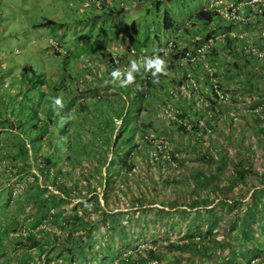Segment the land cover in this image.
Returning <instances> with one entry per match:
<instances>
[{
    "label": "rangeland",
    "instance_id": "obj_1",
    "mask_svg": "<svg viewBox=\"0 0 264 264\" xmlns=\"http://www.w3.org/2000/svg\"><path fill=\"white\" fill-rule=\"evenodd\" d=\"M83 1L59 0L56 3L55 0H0V57L3 58L4 56V60H0L4 65V67L0 68V74H3L2 82H4L6 87L10 85V78L16 77L15 67L10 64L11 61L16 62L17 58L21 60L22 57L30 56L33 60V69L35 70V72H31L29 75L31 84H39L38 80L41 79V74L38 67L42 66L54 70L53 66L55 64L58 67V75L52 76L51 73H47L45 74L47 78L58 81L59 77L67 78V73H71L73 80L68 90H72L73 94L78 95L79 92L76 93L77 85L81 90L85 91L86 99L91 100V97L101 92L93 90L86 83L82 84L80 77L85 81L86 77L90 78L93 75L94 69L90 68V63H93L95 68H103L100 64L101 62L99 60L96 61V57L99 56L98 43L101 45L109 43L117 35L116 30L118 28L122 30L135 28L139 31V35L132 43L135 47H138L139 41L142 42L143 39H146L144 43L146 44L147 52L140 55L144 57L150 54L149 51H156L159 45L166 43V39L175 33V29L182 22L183 18L187 17L190 12H194L199 7L205 5L208 0H176L174 4L171 2V4H168L166 0H141L139 3H135V8L137 9L145 1V7L149 9L148 13L146 10L143 11V14L138 9H135V12L134 10H128L116 18H111L110 15L98 12L93 7L84 8ZM158 1L160 2L159 6H157ZM129 3H131L130 0ZM164 11H167L171 15L170 21H172V25L169 29L165 28ZM95 15L99 17L93 19ZM48 18L53 19L59 24H52L47 27L35 26V24L44 22ZM246 32L251 35L249 40H257V37H259V35L256 37V35L252 34L249 28L246 29ZM144 34L145 37L143 38ZM50 39L64 47V52L59 56H53L44 50L50 47ZM37 44L38 48H36ZM257 48L264 52V47L257 46ZM236 58L239 59L237 56ZM133 59L140 61L143 58L135 56ZM78 60L81 61L80 68ZM262 60L263 62H260L258 65L260 68L255 73L258 71L264 72V59ZM239 62L243 66L241 69L235 71L230 76L231 78H227L226 74H222V78H217L218 84L225 91L223 99L229 104L224 105L225 114L209 117V113L207 112V119H209L207 122L211 121V125H216L217 127L215 129L209 127V130L213 132L212 138H206L204 142L194 141L197 146L195 152L183 147L185 143L189 142H185L179 146L178 139L180 138H170L168 135L165 138L162 137L161 122L158 121V119L160 121L161 119L156 116L157 113L151 110H143L140 113L142 120L146 123L148 131L153 133L155 137L152 135L154 138H149L150 143L144 148L140 146L141 134L135 136V141H128L122 144L120 149H117L116 146L113 148V145L110 143L109 153L114 152L118 155L114 159L117 172L113 173L109 187L107 186L108 184L106 185V190H99L96 184L97 181L92 177V173L96 170L101 172V177H104L109 158L104 165H102L101 158L98 160L100 162L97 166L95 163L88 162L85 157L80 162L74 159L73 166L76 173L64 172L63 176H60L59 181H65L67 186H71L72 182L76 180L77 186L79 184L80 188L84 185V191H87L85 181H89L87 185L89 188H92V191L82 192L85 193L86 197H92L94 191H99V206L104 210V212L99 210L93 217L97 220H105L104 226L107 228L109 226L108 219L111 216H115V218L120 220L119 222H113L120 223L121 226L126 228L123 235L118 229H108L98 233L95 232L96 227H94L91 231L93 236L92 244L94 243L92 246L94 247L87 257H93L95 261L91 262L88 259V263L84 261L83 264H133L131 263L133 259H131L129 254L135 259L138 257L142 258L143 263H145V261L151 259V257L145 258L146 256H152L158 252L162 253L161 264H225L227 261L226 250L228 249L227 246L222 245L225 241L231 242L233 238L234 241L240 240L243 242L242 245L238 244L239 250H242L239 251L242 261L250 260L251 257L255 256L253 250L264 246V146L261 144L264 143V74L261 73L262 76L254 78L249 74L252 71L253 73L251 74H254V69H252L249 59L243 60L242 58ZM83 63L85 64L84 66H82ZM22 66L23 64L21 63L17 65L18 68ZM81 67L86 72L85 77ZM65 69L67 73L63 76L62 73H65ZM225 69L228 68L223 66L224 71ZM140 70H144V68ZM220 70H222V67H220ZM76 76L79 77L77 81H75ZM233 77L234 79L239 78L241 80H234L232 79ZM105 82L106 79H103V84ZM13 86L14 89L20 88L19 82H14ZM199 88H201V93L194 96L196 103L201 102V97L202 100L207 97L204 95L206 90L203 89L201 84H199ZM104 89L105 87L102 91ZM42 90L46 95L47 90H50V88L47 89L44 86ZM38 92L32 85L26 88L27 108L40 99L38 98ZM6 93L10 95L8 89ZM66 94L71 95L69 91L67 93L63 90L60 91L62 97H65ZM13 99H15L14 95H10V97L5 96V100H8V102L0 106V112L7 120H11L10 110L12 109L11 101ZM155 100L158 99L155 98ZM255 100H259L260 102L254 103ZM43 103L39 106L43 105ZM220 103H224V100L219 102L215 100V103L212 104L213 107H209L210 110H213V115ZM89 110L91 114H88L86 117H83L81 113H73V116L70 118L71 121L67 117L62 118L64 123H68L67 137H63L64 141H67L68 138H74V146L81 143L76 138L77 135L79 136L82 124H85L82 117L90 121L92 128L98 126L101 118L107 119V117L95 112L94 109ZM7 123L9 122H5V124ZM155 128H157L159 133H155ZM220 128H224L225 130L220 133ZM1 130L4 131V128L2 127ZM98 131L101 130L99 129ZM33 136L34 133H32L31 129L27 128L25 138L29 140L30 145L26 146V148L29 150L32 147L33 152L31 153L34 155L33 160L36 163L37 158H41L42 161H45L47 168L54 167L51 170V177H53L56 172L55 165L58 168L63 163L61 158H56L55 156H64V154H54V156L49 151L50 147L47 139L43 141ZM95 136L96 133L92 135L91 140L97 139L94 138ZM48 137L45 136V138ZM91 140H87L85 145L88 149H91L90 154L98 155L96 147H93V143L90 142ZM209 140L213 141V149L215 147L218 152L216 150L210 152V155H213L214 161L208 164L206 162L207 159H202L200 156L205 155V153L203 154V149L208 148ZM134 143L137 145L130 148ZM158 144H160V148L157 149L159 152L158 156H156L157 159L153 156L152 150ZM177 146L179 147L177 148ZM129 148L130 151H128ZM103 153L108 154L107 151L103 152L102 149V157ZM32 154L29 151L26 153L29 163L32 162ZM168 155L171 158L168 159ZM72 156L76 157L75 154ZM220 156H222L223 160L219 159ZM167 160H170L171 163ZM240 161L242 163L238 167L250 169L251 172H249L250 170L247 171L242 181L232 183L228 179L230 171L234 167L232 164ZM126 162L134 164V167L130 171H127V165L123 166V163ZM163 162H166L167 165H162ZM23 165H26V163L19 164L18 166ZM202 166L206 167L201 168ZM199 172H201L200 176H207L211 173L218 175L219 183L226 189V192L224 190L226 194L224 198L228 197L232 201H228L229 204L224 210V216L220 217L221 220L226 218L223 223L217 222L214 225H209L207 220L209 218L208 212L214 211L216 202L223 198L217 194L218 190L216 192L211 189V186L207 185L205 186L208 187L207 189L205 187V189L199 188L197 192H192L193 195L191 194L188 197V186L191 187V183L187 178H191L194 176L192 175L193 173ZM182 177L186 178L185 182L177 188L174 182ZM194 177L206 183L204 177H198L197 175ZM56 179H58V176ZM47 181H50V179ZM41 183L45 186L44 181H41ZM208 184H211L210 180ZM52 189L54 190V196H52ZM253 190L259 194L262 200L256 206H252L253 201L252 196H250ZM60 192L53 183L50 184V187L45 188V196L41 198V202L47 205L44 210H47L46 213H48V206L52 199H55L53 203L60 200V197H57L60 195ZM103 194L107 196V200L104 199ZM176 194L179 196V202L186 199V202L181 203L183 205L179 211H177V208H172L169 203L173 198L177 200ZM235 196L240 200V203H236V205H234ZM260 198H257L259 200L255 199L260 201ZM0 199L2 200L1 197ZM82 199L84 197H75L71 204H63L62 208H65L63 211H70L69 214H72L73 211L70 210L72 204L80 203ZM190 199L199 200V203L201 200H204V202L207 201L205 204L208 205L193 206V208L187 207ZM190 205L192 206L191 203ZM194 209L201 211L199 222L194 224L195 228H197V225L201 228L199 234H194L196 229L193 230L191 223L190 212ZM207 209L209 211L206 212ZM161 210L167 211L169 214L156 215V212H161ZM185 211L187 213H184ZM0 215L2 216V214ZM217 215L219 216V214ZM65 219L66 217H64ZM209 226H211L210 231L208 229ZM54 231L58 232L56 229ZM0 233L4 234L1 225ZM229 233L230 235L228 236L227 234ZM208 236H211L213 240L209 239ZM66 242L69 244L71 241L69 239ZM187 243L198 245V249L190 248V253L185 251L187 249L183 247H186ZM213 244H218L219 246L213 247ZM171 245L176 249H170ZM109 247L113 251L111 254L107 252V248ZM210 247L213 248V251L209 249ZM101 250L103 251L102 253ZM134 253H138V256H134ZM126 258L129 259L126 261ZM60 260V258L57 259L59 263ZM74 262L78 261L74 260Z\"/></svg>",
    "mask_w": 264,
    "mask_h": 264
},
{
    "label": "trees",
    "instance_id": "obj_2",
    "mask_svg": "<svg viewBox=\"0 0 264 264\" xmlns=\"http://www.w3.org/2000/svg\"><path fill=\"white\" fill-rule=\"evenodd\" d=\"M215 15H216L215 12L204 10L202 8V9L197 10L194 13L193 17H194L195 23L201 22L204 24H208L209 22H212L214 20ZM170 18H171V15L165 12L164 23H165V27L168 29L172 25V21H170ZM129 45H133V43H129ZM140 45L141 44L139 43L138 47L134 46L138 54H141L142 52ZM98 52H99V56L102 57L101 59H105V60H100L101 63L105 62L106 67H109L108 65L113 64V62H111L110 59L109 60L107 59L108 56H107V51L105 49L99 48ZM121 59L122 60L124 59L123 56L122 58H119L120 61ZM23 68L24 69L21 70L22 71L21 74L28 75L27 68L25 67ZM107 69L106 71H108ZM100 72H101V69H96L93 77H91L88 80V85L92 89L97 88V89L102 90L105 87L104 91H102L101 96L93 99L92 101H85V102L79 101L78 97H76L77 95L76 94L72 95L71 91L68 90L73 80L71 74H69L67 78L61 77L59 78L58 81H54L50 83V90L47 91L46 95L43 92H41L43 89L42 88L43 80L40 81L39 84L37 85H33L30 83V85H32L35 90L39 91L38 98L40 99L37 100L35 104L29 105L28 108H27L26 98L25 100H22V101L20 100L18 102V105L15 108L13 107V104H12L11 105L12 109L10 110L11 120H7L6 118H4V121L5 122L8 121L10 124L9 123L5 124V122L2 123L3 128H6V127L9 128L8 125H10L11 127L18 128L20 130L24 128L27 124L33 123L34 125L32 126V129H31L32 133H34L33 137L43 140V141H46L45 139H47L49 143V147H50L49 151L52 152L51 154L53 155L54 154L56 155L64 154V156L54 155L56 158H61L63 163L58 168L55 165L56 172L53 177H51V170H53L54 168L53 166H51L50 168H47L46 165L45 167H43L42 165L40 167L37 166L38 174L42 176V179L44 178L43 181H44L45 186H43V183L38 182L36 180L38 178V175L34 176V181L31 183L26 179L27 176L30 175V173L28 172L29 169L27 168L26 165L18 166L19 163L17 165H14V163H12L16 171L15 173L18 175L17 179L12 182L14 183V185L15 184L17 185L18 182L20 183L23 181H27L29 183L28 186L30 187L31 190H33L34 189L33 187L35 186L40 191L45 192V190H43L41 186H43L45 189L48 187V185L53 183L61 191L60 192L61 195L57 196V197H60V200L58 201L61 204L62 203L71 204V202L73 201V198L84 197V199H82L80 203L72 204L70 208V210L73 211L72 214H69L70 211H65L66 213L62 214L64 211L60 209L58 210L59 212L56 215H61L63 219L64 217H66V219L61 224V237L51 236V235H48V233H50L49 231L53 228L56 221L50 222V224H46V226L48 225V228L46 227L43 228L39 226L43 222L44 213L46 214V212H43V211L46 209L47 205L45 203H42L41 199L40 200L37 199L36 196H40L42 198L44 196L43 193L40 192L36 194V191L33 192L35 194L28 193L29 195L35 196V199H36L35 201L36 203L38 202V204H36V209H37L36 212L41 214V218L37 217V220L35 222L31 221L29 225L21 228L23 223L21 222L20 216L21 214L24 213L25 208H26V202L25 200H23L25 199V197H21L23 195L22 193L20 194V196H18L19 193L17 194V192L15 191V188H13V186H8L6 190V193H7L6 195H8L7 204L4 206L2 204L1 206L2 208H0V211H1L0 214L4 213V217H5L4 218L1 216L0 218V225L2 226V231L14 233L16 231H19L20 229L25 228L28 231V236L23 237V239H18L17 240L18 243L23 246L37 247L36 249L39 252L46 251L45 254L48 253L47 254L48 256H46L45 258L46 264H48V262L51 261V259L54 260V259H59V258L61 259L60 264H83L84 261L88 263V259L91 262H93L95 261V259L93 257H87V255L89 254V252L93 251L94 246L92 245L94 243L92 244L93 236H92L91 231L94 229V227H96L95 232H98V233H101L103 230L118 229L124 235L126 231V228L121 226L120 223L113 222V220L116 221L114 216H111V218L108 219L109 226L107 228H105L104 226L105 220H102V219L97 220L93 217V215L97 213L99 210L104 212V210L100 208L99 202H98L99 191L93 190L94 195L92 197H89V196L86 197V195H84L85 193L82 192L84 191L83 190L84 185L80 188L79 184L77 186L76 180L72 182L71 186H67V183L63 180L59 181L60 176L64 172L76 173L75 167L73 166L74 159L80 162L85 157L88 162L95 163L97 166L98 163L100 162L98 160L102 158V163H103L102 165H104L106 163V160L109 158L108 166L105 169L104 177H101L102 174L99 171L95 170L92 173V177L97 181L96 184L99 190L100 191L106 190V185L108 184L107 186L109 187L110 185L109 183L112 180L113 173L117 172L116 166L114 165V159L118 157V155L117 153L115 154L114 152L109 153L110 143L113 145V148L116 146L117 149H120L122 144H125L128 141H133L135 136L136 135L139 136L140 134H141L140 145L142 147H147L148 144L150 143L148 138H144L147 132L146 125L141 119L140 120L138 119H139V112L142 109L141 106L143 102L145 103L144 107L150 105V102L147 100L149 99L148 96L151 94L149 93L151 92L150 87L154 85V81L148 80V82H145V84L142 87H139L138 89L136 87L133 88L132 86L122 88V87H119L118 83H114L113 81L110 82V77L108 75L104 77L103 75L101 76ZM28 79H29V76H28ZM103 79H106L105 83H108L106 86L105 84H103ZM136 79L138 80L137 77ZM77 80L78 79L76 77L75 81ZM28 81H30V79ZM21 85H22L21 86L22 93L25 96L26 88L23 82H21ZM46 85H48V83ZM62 90L65 91L66 93L69 91L71 95L66 94L65 97H62L60 95V91ZM76 91L79 92L80 91L79 88ZM196 92H197V89L195 88L193 89V91H191V93H196ZM199 93H201V89ZM78 95H82V93L81 94L78 93ZM7 96L9 97V95ZM56 97L62 98V102L64 104V107L62 109L54 107L53 98H56ZM7 102L8 100L6 101L2 100L0 104L5 105V103L7 104ZM42 102H44L43 105L39 106ZM7 106H10V105H7ZM89 109H94L95 112H98L104 117H107V119L101 118V120H99L98 126H95L94 128H92L90 121H88L86 118H83V117H86L88 114H91V111ZM73 113H76V114L81 113V115H83L82 119L85 121V124H82V128L79 130V136L77 135V138H76L77 141L81 143L78 142L79 145H76V146L73 145L74 138L73 139L68 138L67 141H64L63 139V137H67L66 135H67V130H68V123H64L62 118L67 117L69 121H71L70 118L71 116H73ZM119 119L121 120V122L119 126H117V121ZM99 129L101 131H98ZM49 133L51 137L49 136ZM95 133H96V136L94 138H97L95 139L96 141L91 140L92 135ZM47 135L49 137L45 138V136ZM107 136H109V138H107ZM14 138H16L19 143H22L21 141L22 137H20L19 134H14ZM23 139L27 140L26 138H23ZM87 140H91L90 142L93 143V147H96V152H98V155L90 154L91 149H88V147L85 145V143H87L86 142ZM136 145L137 144L134 143L133 146L130 148H133ZM23 146L25 147V144L22 145V147ZM130 148L128 149V151H130ZM25 149L27 148L25 147L24 149L19 150V152L16 155L19 157L25 156L26 155L25 152H27V150ZM102 149H103V152L107 151L109 155L106 153H103L104 155L102 157ZM74 154L76 155V157L72 156ZM20 161H22V159ZM241 161L237 163L236 164L237 166L230 171V177L228 179L232 183L242 181L244 179L245 173H247V171L250 170V169H244V168L238 167L239 165H241L242 163ZM124 165H127L126 166L127 171H130L134 167V164L132 162L123 163V166ZM5 171L2 172L0 179H4V178L8 179L10 174L13 175V172H10V173L7 172L9 173L7 174L5 173ZM249 172H251V170ZM16 174H14L13 176H15ZM57 176H58V179H56ZM199 177H203V176H199ZM217 177H218L217 175H213L212 177L213 179H211V181L212 182L218 181ZM48 179H50V181H47ZM88 182L89 181H85V187L87 188L86 189L87 191H84V192L92 191V188H89L87 185ZM199 182L201 185L202 181L199 180ZM218 183L219 181L217 182V187H222ZM76 187L79 189H77ZM27 189L28 188H26V190ZM17 191H20V190L17 189ZM253 192L250 196H252V201L253 203H255L257 200H259L257 198H260V196L258 193H255L254 190ZM26 194L27 192L24 191V195ZM51 194H52V191H51ZM15 195H16V200L14 201V203H11L10 199H12ZM103 195H104V199L107 200V196H105V194ZM52 196H54V193L52 194ZM19 199H21V201H19ZM53 201L54 200L52 199L50 203L52 204ZM259 202H262L261 198ZM219 204H221V202ZM77 206L79 207L77 208ZM4 208L7 210V212L3 211ZM20 208H21V211H23V213L21 212L18 213V209ZM248 208L247 210L249 211ZM156 213H157L156 215L169 214V212L164 211V210H161V212H156ZM24 221H27L26 218H24ZM215 221L216 220H212V225L215 224ZM116 222H119V221H116ZM210 227L208 228L209 231H210ZM37 230H39L40 233H42V235L40 234L41 236L40 239H37V234H34L33 236V231H37ZM209 231L207 230L208 233ZM74 234L76 235L74 236ZM69 239L71 242L67 244L66 240H69ZM238 244L242 245L243 242H241L240 240L234 241L233 238L231 242L229 241L223 242V245L227 246L229 251L233 252L234 254L236 253L239 254V251H242V250H239ZM218 246L219 245L217 244V247ZM171 248H175V247H172L171 245L170 249ZM102 252L103 251L101 250V253ZM107 252L111 254L113 251L109 247L107 248ZM262 252H264V246L260 248H255L253 250L254 255L261 254ZM153 256L159 257L160 254L154 253ZM132 259H133V262L131 263H136V264H147L148 262L147 260L145 261V263H143L144 261L140 257L136 259L135 258H132ZM74 260L78 262H74Z\"/></svg>",
    "mask_w": 264,
    "mask_h": 264
},
{
    "label": "crops",
    "instance_id": "obj_3",
    "mask_svg": "<svg viewBox=\"0 0 264 264\" xmlns=\"http://www.w3.org/2000/svg\"><path fill=\"white\" fill-rule=\"evenodd\" d=\"M166 1L168 4H171V3L174 4L176 0H166ZM210 1H213V0H209V2ZM223 2L228 4L230 2V0H223ZM140 5L141 6L138 9L139 11H141V8L145 7V3H142ZM246 9L247 10H242V15L250 16L251 18L249 20L243 22V23H240V24H238L239 21L236 22V24L234 23L236 26L235 28H236V30L240 31L244 27V24L249 21V24L247 26H250V30H251L252 34L256 35V37L259 35V37H257V40H255L254 44L256 46L264 47V35H263V31H264V6L261 8H251L250 10L247 7ZM126 11L127 10H125L124 12H126ZM124 12L123 13H115V14L110 13L111 14L110 16H111V18H116V17L124 14ZM134 12H135V10H134ZM142 14H143V12H142ZM192 16H193V12H190V14L187 17L183 18L185 20L187 18H191L190 20H192L193 24L189 29H186V30L184 29V28H186L185 27L186 22H187L186 21V22H184V27L182 25L178 26V28L175 29V33H173L171 35V39L177 40L176 44H178V46L182 47V48H180V47L176 48L177 53H178V49H179L180 53H183V50H187L188 52L191 53L195 48L196 40H200L202 38V36L199 33L204 35L205 34L204 32L207 33V30H211L214 27L220 31L226 30L227 23L224 22L225 20L222 21V19H217V20H214V22L212 24L202 25V24L195 23V21L192 19ZM98 17L99 16L95 15V16H93V19L98 18ZM121 30L122 29L118 28L116 30L117 35H115V38H113V41H110L111 44H110V42L106 43V44H110V45H116L117 44V46L120 47V50H121V47L123 46V43H124V41L121 40L119 37V31H121ZM248 37L251 38V35H248ZM168 38H170V37H168ZM259 38L262 40H260ZM126 39H127V37L124 38L125 41H126ZM168 41H169V39H168ZM193 42H195V43H193ZM254 44H253V46H255ZM162 45H164V44H161L159 46H162ZM143 49L146 50V44H144ZM219 49L222 50L221 48H219ZM216 55H217L216 52H214V54H212L211 58L215 59ZM127 56H125V57L128 58ZM160 57L164 58L162 55H160ZM178 57L179 56L175 57L177 63L185 62L183 60V58L179 59ZM247 58H249L251 61H253L251 63L252 66L255 65L254 66V74L251 76H253L254 78H259L260 76H262L261 73L264 74V72L258 71L257 73H255V71H257L260 68V67H258V65L260 62H263V60H258L252 54H249V56ZM126 63L128 66L129 61L126 60ZM201 67L202 66L199 67L198 64L192 65V64L184 63L183 69H181L177 72H173L172 68H169L167 66L166 74H158L157 78H154L152 76L151 72H146V71L141 72V70H140V72L138 73V74H140V76H143L145 74H149V79L154 81V85H155V80H157V86H160V88L158 89V91L154 92V96H155V98L158 99V101L161 104H163V102L167 103L166 101H169L171 103L170 110H172V113L174 115H176V118L173 119L171 117L164 116L160 112V106L159 105H157V106L156 105L145 106L141 111H143V110L144 111H149V110L155 111V113H157L156 116H158L161 119V121L159 119H158V121L161 122L160 128L162 130V137L165 138L168 135V137H170V138H177V139L180 138V139H178V141L180 143L179 146L183 145V143H185V142H189V143H185L183 145V147H185L186 149H189V150H193L192 152H195V148L197 147L195 145L194 141L204 142L206 140V138H212L211 136L213 135V132H211V131L205 132L201 128L194 126L193 122H190V126L186 127L185 125L182 124V122L183 123L184 122L189 123L188 120L190 118L194 117L193 114H195V117L198 116V118H203L204 120L207 119V112L209 113V115L211 117L216 116V115L225 114L226 110H225L224 105L229 104L228 102L220 103L216 107L217 111H214L215 114L213 115V110H210L209 107H213L212 104L215 103V97L213 96V94L211 92V87H210L211 81L209 80V78L207 76L208 72L206 71V69L202 70ZM187 72H191V76H193L194 78L197 77L196 81L202 85L204 90H206L204 95L207 97H205L204 100H202V97H201V102H199V103H196L195 98L192 96V95H196V94L199 95V92L191 93V91H193V88H190L189 91H186V90H181V88L178 87L180 84L185 85L187 83V80H188ZM221 73L223 75L226 74L227 78H231L230 76H232L234 74L233 72H231L228 69H226L225 71L220 70V71L216 72V75H219L216 78H222L223 75ZM136 75H135V77H136ZM168 75H172V76L166 78V76H168ZM232 79H234V77ZM234 80H241V79L235 78ZM12 82H14V77L10 78V84ZM131 85H129V86H131ZM2 86L6 87L4 85V83L2 84ZM233 86H234V84H233ZM132 87L133 88L136 87L138 89V87L136 85H132ZM167 88H171V89L168 91ZM7 89L8 88L6 87V90ZM6 90L4 88L0 87V103L2 100L6 101L5 96L8 95L6 93ZM10 90H12L11 87H10ZM170 91L174 92L173 96L168 95V93ZM9 94L13 95L14 93L9 92ZM10 95H9V97H10ZM186 99H187V101L185 102ZM92 100L93 99L87 100V101H92ZM217 101L219 102L220 100H217ZM193 102H195V103H193ZM256 102L259 103L260 101L255 100L254 103H256ZM17 105H18V102L15 101L13 104V107L15 108ZM0 106H2V105L0 104ZM236 107H238V106H236ZM140 119L142 120L141 114H139L138 120H140ZM193 120L195 121L196 118ZM3 122H5L4 117L2 116V114L0 112V176H1L2 172L5 171V169H7L8 166L11 165L12 163H14V165H17L18 163L19 164H25L26 163V166H28L30 164L26 155L23 157H19L16 154L19 152V150L25 148L24 146L22 147V145L25 144L27 146L30 144V142L28 140H24L23 138L26 137L27 128L32 129V126L34 125L33 123L27 124L25 127H27V126L28 127L27 128L24 127L21 130L18 128H13L10 125H8L10 129L6 127V128H4V131H2L1 129H2L3 125H1V124ZM229 122L231 123L230 120H229ZM208 124L210 127L214 128V129L217 127L216 125L212 126L211 121H209ZM11 125H13V124H11ZM145 125H146V123H145ZM146 127H147V125H146ZM212 128H211V130H212ZM155 129H156L155 133H159L157 128H155ZM254 129L256 130V128H254ZM224 130H225L224 128L223 129L220 128V133L223 132ZM14 134H19L20 137H22V139H21L22 143H19L18 140L16 138H14ZM151 134L154 136V134L150 133L147 129L146 135L152 136ZM208 144H209L208 148L203 149L204 150L203 154L205 153V155H201L200 157L202 159L203 158L207 159L206 162L209 164V163H211V161L212 162L214 161L213 155H210V152L214 151V150H216L218 152V150L215 147L213 149V146H212L213 141L212 140H209ZM261 144L264 145V143H261ZM179 146H177V148ZM25 150H27V149H25ZM26 153L27 152H25V154ZM32 157H33V155H32ZM140 158H142V156H140ZM21 159H22V161H20ZM219 159L223 160L222 156H220ZM157 162H158V160H157ZM236 164L237 163H233L232 166L236 167L237 166ZM162 165H167V163L163 162ZM232 166H231V168H232ZM205 167L206 166H202L201 168H205ZM234 167L232 169H234ZM215 172H216V170H215ZM5 173H7V172L5 171ZM200 173L201 172L193 173L192 175H194V176L197 175L199 177ZM7 174H9V173H7ZM194 176L191 178H187V180H190V183H191V187L188 186L189 187L188 188V190H189L188 197H190L192 192H197V190L199 188H203V189L206 188L207 189L208 187H205L207 185L211 186L212 190H215L216 192L219 191L217 194H219V197H223V198H221L220 200H218L216 202V204L214 206V208H215L214 211L208 212L209 218L207 220H208L209 225L212 224V220H216L215 223H217V222L223 223V221H225L226 218H224V220H221L220 217L222 215L224 216V213H225L224 210L228 206L229 202H232L228 197L226 199L224 198V195L226 197L225 187L222 186L220 183H218V184L222 187H217V182L219 181V179H218V181H214V182L211 181V179H213L212 178L213 173H211L210 175H207V176L203 175V177L206 179V183H204L202 181L201 185L199 182L200 179L195 178ZM204 178H203V180H204ZM185 179L186 178L182 177L179 180H175V182H174L175 186L177 188L182 186L183 185L182 183L185 182ZM8 180L9 179H7V178L0 179V197L2 198V200L0 199V208H2L1 207L2 204H3V206L7 204V196L8 195H6L7 194L6 190H7L8 186H13V188H15V190L18 189L17 185L16 184L14 185V183H12V185L8 184L9 183ZM209 180L211 181V184H208ZM26 188H28V189L26 190ZM33 188L34 189L31 190L30 187L28 185H26L25 188L20 189V191L18 192L19 193L18 196H20L21 193L24 195V191L27 192L26 195L21 196V197H27L25 199L22 198L26 202V208H25L24 213H23V211H21V208L18 209V213H20V212L23 213L20 216L21 222L23 223L21 228L29 225L31 221L35 222L37 220V217L41 218V214L36 212V210H37L36 204H38V202L36 203V201H35L36 199H35L34 195L32 196L29 194H35L33 192L36 191V194L42 192L43 195L45 196V193L43 191H40L35 186ZM41 188L43 190H45L43 186H41ZM224 190H225V192H224ZM176 197H177V200H174L175 198H173L172 200H170L169 203H170V206L172 208H174V209L177 208V211H179V209L182 208V205H183L181 203L186 202V199H183L182 201L179 202L178 201L179 196L177 194H176ZM36 198L39 200L41 199L40 196H36ZM15 200H16V195L12 199H10V202L14 203ZM53 200L55 201V199H53ZM19 201H21V199H19ZM198 201L199 200L190 199L187 203L188 204L187 207L193 208V206L199 207V206H203V205H208V204H205V202H207V201L204 202V200H201L200 201L201 204ZM202 202H203V204H202ZM220 202H221V204H219ZM58 203H59L58 200L55 203H52V204L50 203V205L48 206V213H46V214L44 213L43 222H42V225H40V226L43 228L44 227L48 228V225L46 226V224H50V222L56 221L55 225L49 231L50 233H48V235L61 237V224H62V222H64V219L61 215H56V214L59 212L58 211L59 209L64 210L65 208L64 207L62 208L63 203L62 204L61 203L58 204ZM190 203L192 204V206L190 205ZM236 203L239 204L240 200H239V198H237L235 196L234 205H236ZM259 203H260L259 201H256L255 203L252 202V206H256ZM13 205H15V204H13ZM50 206H52V207H50ZM3 211L7 212V210L5 208L3 209ZM189 211H190V208H189ZM207 211H209V210L207 209L206 212ZM43 212H47V210L43 211ZM65 213L66 212H63L62 214H65ZM184 213H187V212L185 211ZM190 214H191V218H192L191 223L193 225V230L196 229L194 234H199L201 228L198 225L196 226L197 228H195L194 224L199 222V218L201 216V211L194 209L192 212H190ZM217 214H219V216ZM0 217H1V215H0ZM2 217H4V213H2ZM24 218H26L27 221H24ZM114 218H115V216H114ZM256 219H259V218H256ZM115 220L119 221L120 219L115 218ZM116 221H114V222H116ZM54 229H56L58 232H55ZM3 233L4 234L0 233V264H46L45 258H46V256H48L47 255L48 253L45 254L46 251L39 252L36 249L37 247L23 246V245H20L18 243V241H17L18 239H23V237L28 236V231L25 228L20 229L19 231H16L14 233H10V232H3ZM34 234H37V239L41 238L40 234L42 235V233H40L39 230L33 231V236H34ZM194 234H191V235H194ZM227 235L229 236L230 233ZM51 236H50V238H51ZM208 237H209V239H212L211 236H208ZM187 244L188 245L186 247H183V248L187 249L185 251H187L189 253H190V251H189L190 248L198 249V245H196L194 243L193 244L187 243ZM222 245H223V243H222ZM213 247H217V245L213 244ZM209 249L211 251H213V248L210 247ZM214 251H216V250L214 249ZM226 251H227V261L225 264H236V263L242 261L241 257H240V253L234 254L233 252H230L229 249H227ZM148 252H150V251H148ZM198 252H199V250H198ZM262 253H264V252H262ZM52 257H54V256H52ZM145 258H147V257H145ZM232 259H234V260H232ZM48 264H60V263L57 261V259H54V260L51 259V261H49ZM133 264H136V263H133Z\"/></svg>",
    "mask_w": 264,
    "mask_h": 264
},
{
    "label": "clouds",
    "instance_id": "obj_4",
    "mask_svg": "<svg viewBox=\"0 0 264 264\" xmlns=\"http://www.w3.org/2000/svg\"><path fill=\"white\" fill-rule=\"evenodd\" d=\"M58 1L59 0H55L56 3ZM130 1H131V3H129V0H116V1H114V0H84L83 1V7L84 8L93 7L98 12H101L103 14L108 13L107 15H111L110 13L115 14V13H123L125 10H127V11L128 10H135L136 9L135 3L136 2L139 3L141 0H130ZM159 5H160V2L158 1L157 6H159ZM140 6L137 9H139ZM263 6H264V0H259V1L255 2L253 5L251 4V0H230V2L228 4L224 3L223 0H213L210 2L208 0L207 3L205 5L199 7V9L203 8L204 10L215 12L216 15H215L214 20H217V19H222V21L225 20L224 22L227 23L228 27L226 26V30H224V31H220L214 27L211 30H207V33L204 32L205 33L204 35L199 33L202 36V38L200 40H196V43L193 42V43H195V48L191 53L188 52L187 50H183V53H180L179 49H178V53H177L176 48H178V47L182 48V47L178 46V44H176L177 40L171 39V37H170V38L166 39V43H164V45L158 46V50L149 51L150 54L142 57L140 55L142 53L147 52V50L143 49L144 44H145L144 41L146 39H143L142 42L139 41V43L141 44L140 46H141L142 52H141V54H138L136 51V48L133 47L134 45H129V43H132V41L139 35V31L136 30L135 28H126L124 30H121V31H119V37L121 40L124 41L123 46L121 47V50H120V47L117 46V44L116 45H110V44L105 43V44L101 45L100 43H98L99 48H103L107 51V56H108L107 59L108 60L110 59L111 62H113V64L108 65L109 67H106L105 62L100 63L103 66V68L101 69V72H100L101 76L102 75H103V77L106 76V69L108 68L107 69L108 70L107 75L110 77V82L113 81L114 83H118L119 87H122V88H126L131 84L136 85L139 88V87H142L145 84V82H148V80H150L149 74H145L143 76H140V74H138L140 72L141 68H144V70H141V72H145V71L151 72L152 76L154 78H157L158 74H166L167 66L169 68H172L173 72H177V71L184 68V63L192 64V65L198 64L199 67L202 66L201 67L202 70L206 69V71L208 72L207 76H208L209 80L211 81L210 82L211 92H212L213 96L215 97V99L220 100V101L224 100V102H225V99H223V97H224L223 93H225V91H223V88L218 84L217 78H216L219 76V75H216V72L220 71V67H222V70H223V66H225L231 72L234 73L235 71L241 69V67L243 66V64L240 63L239 60L242 58H243V60L244 59L248 60L249 58H247V57L249 56V54H252L258 60L264 59V52L260 51L259 48H257V46L254 44L255 40H253V41L251 39L249 40V37H248L249 34L246 32L247 28L250 29V26H247L249 24V21L244 24V27L240 31L236 30V28H235L236 22L239 21L238 24H240V23H243V22H245L251 18L250 16L242 15V10H247L246 9L247 7L250 10L251 8H261ZM232 9L237 10V12L239 14V18H232L230 16V12L232 11ZM144 10H146L147 13L149 11V9L146 7L141 8L142 12ZM196 11L193 12V15ZM165 12L168 13L167 11H164L163 17L165 15ZM190 19L191 18H187L186 20L183 19L182 22L179 24V26L182 25L184 27V22L187 21L186 26H185L186 28H184V29H189L193 24L192 20H190ZM192 19L194 20L193 16H192ZM214 20L212 22H209L208 24H204L201 22H199L198 24L209 25V24H212L214 22ZM52 24L57 25L59 23H57L56 21H54L51 18H48L44 22L35 24V26L47 27L48 25H52ZM145 32H146V30H145ZM125 37H127L126 41L124 40ZM144 37H145V34H144L143 38ZM247 38H248V40H247ZM168 39H169V41H168ZM49 41H50L49 42L50 47L48 49H44L42 47L47 53H51L53 56H59L61 53L64 52V47H62L60 44L55 43L54 40H51V39ZM111 41H113V39H111ZM253 44L256 47L253 46ZM36 48H38V44H37ZM219 48H221L222 50H220ZM131 50H133V52H131ZM214 52H216V54H217L215 59L211 58V56H212V54H214ZM160 55H162L164 58L160 57ZM109 56H110V58H109ZM122 56L124 59L123 60L121 59V61H120L119 58H122ZM125 56H127L128 58H126ZM135 56H138V57L143 58V59H141L140 61L134 60L133 58ZM177 56H179L178 57L179 59L183 58V60L185 62L177 63L176 59H175V57H177ZM236 56L239 57V59L236 58ZM232 57L235 58V60H233ZM3 58H4V56H3ZM3 58L0 57V60H4ZM101 58L102 57L97 56L96 61L105 60V59H101ZM126 60L129 61L128 66H127ZM32 61L33 60L31 59L30 56H26V57H22L21 60H19L17 58L16 62L11 61V63H10L15 67L16 77L13 76L14 82H19V85H20L19 89H14L13 88L14 82H12L7 87L9 89L8 91L11 93H14L13 95L15 96V99H13L12 101L10 100L12 102V104H14L15 101L19 102L20 100L22 101V100H25V98H26V96H24V94L22 93V90H21V86L23 85V84L21 85V82L24 83L25 88H28L30 86V81H28L29 80L28 76L31 74V72H35V70L33 69L34 65L32 64ZM96 61H95V63H96ZM249 62L251 64L253 61H251L249 59ZM18 63L23 64V66L18 68L17 67ZM84 63H86V62H84ZM84 63L82 66L85 65ZM78 65L80 68V65H81L80 60H78ZM89 65H91L90 68L94 69V72H93V75H94L95 70L99 69V68L98 67L95 68L93 63H90ZM2 67H4V65L2 62H0V68H2ZM23 67L27 68L28 75L27 74H24V75L21 74V72H22L21 70L24 69ZM53 67H54V70H50V69H47V68L42 67V66L38 67L40 70V74H41V79H39L38 82L43 80L42 81V85H43L42 88L44 86L47 89L50 88V83L55 81L52 78H47V75H45L47 73H51L52 76H54V75L57 76L58 75V71H57L58 67H56L55 64ZM105 67H106V69H105ZM252 69H254V66H252ZM83 72H84V77H85L86 72L84 71V69H83ZM66 73H67V70L65 69V73H62V75L65 76ZM251 73H253V71ZM251 73H249V74L252 75ZM69 74H71V73H67V76ZM2 75L3 74H0V83H1L0 87L4 88L6 90V87L2 86V84L4 83V82H2ZM93 75L91 77H93ZM135 75L138 78V80L136 79ZM170 76H172V75H168V76H166V78H168ZM76 77H77V79L79 78L78 76H76ZM187 77H188V80L186 83L187 85L186 84L185 85L180 84L178 87L181 88V90H186V91H189L190 88H193V89L195 88V89H197V92H199L201 88H199L200 83H198L196 81L197 77L194 78L193 76H191V72H187ZM59 78H61V77H59ZM63 78H65V77H63ZM90 78L86 77V80L84 81L82 79V77H80V81L82 82V84L86 83L88 85V80ZM193 82L196 83L195 86H192ZM47 83H48V85H46ZM107 84L108 83H105V86ZM214 85H216L217 88H214L213 87ZM10 87L12 90H10ZM78 88L79 87L76 85V90ZM159 88H160V86H157V80H155V86L153 85L150 87L151 92H149V93H151V94L148 96L149 99L147 101L150 102V106L159 105L160 106V112L164 116H168V117H171L173 119L176 118V115H174L172 113V110H170L171 103L169 101H166L167 103L163 102V104H161L158 100L154 99L155 98L154 92L158 91ZM170 89L171 88H167L168 91ZM79 90H80L79 93L80 94L82 93V95H77L76 97H78L79 101H82V102L87 101V99L85 97V91L81 90V88H79ZM93 90H98L101 93L91 97L92 99H95V98H98L101 96V94H102L101 89L96 88ZM215 90L218 92H216ZM70 91L73 95V91L72 90H70ZM41 92H44V91L42 90ZM77 92L78 91H76V93ZM221 92H222V94H221ZM83 95H84L85 99H84ZM168 95L173 96L174 92L170 91L168 93ZM192 96L194 97L195 95H192ZM53 105L56 108L62 109L64 107V104L62 102V98H60V97L53 98ZM141 108L142 109L144 108V104H142ZM141 110H140L139 114L141 113ZM193 116H194L193 118H190L188 120L189 123H187V122L183 123L182 122V124L185 125L186 127H188V126H190V122H193L194 126L201 128L205 132H210V130H209L210 126L207 122V120H209V119L204 120L203 118H198V116L195 117V114H193ZM209 117H211V116L209 115ZM195 118H196V120L194 121L193 119H195ZM118 121H117V126H119L121 120L119 122ZM49 136H50V133H49ZM144 138L149 139V138H154V137L145 135ZM29 145H27V146H29ZM25 147H26V145H25ZM158 148H160V144H158L156 146V148L152 150L153 156L155 158H157L156 156H158V154H159V152L157 151ZM27 151H29L30 154H32L31 153V152H33L32 147L29 148V150H27ZM33 159H34V155L32 157V162L29 164V167H27L28 169L31 167L29 170L30 175L27 176L30 178L28 181L30 183L33 182L34 176L38 175V178L36 180H39L38 182H41V181H43L44 178L42 179V176L38 174L37 166L40 167L42 165L43 167H45V161H42L41 158H37V163H36ZM167 161L170 162V160H167ZM6 172H9V173L13 172V175L16 174L15 173L16 171H15V168L13 165L12 166L9 165L8 168L6 169ZM10 175H9L8 179H9V183L11 185V183L14 180H16L18 175L17 174L15 176L11 175L12 177ZM11 178H13V180H11ZM23 182L25 183L23 188H25L26 185H29V183L27 181H23ZM20 183L18 182V184H17V187L19 190L23 189V188H20V186H19ZM48 186H50V185H48ZM15 191L18 194L19 191H17V190H15ZM52 191L54 193L53 189H52ZM40 225H42V224H40ZM155 254H160V256L155 257L152 255V256H146V257L147 258L151 257V259H157L158 264H161L162 263V253L158 252ZM129 255L132 259L131 254H129ZM129 255H128V257H129ZM133 255L138 256V253H134ZM128 259L129 258H126V261ZM150 260H148L147 264H149Z\"/></svg>",
    "mask_w": 264,
    "mask_h": 264
},
{
    "label": "built area",
    "instance_id": "obj_5",
    "mask_svg": "<svg viewBox=\"0 0 264 264\" xmlns=\"http://www.w3.org/2000/svg\"><path fill=\"white\" fill-rule=\"evenodd\" d=\"M259 0H251V4L253 5L255 2H257ZM230 16L232 18H239V14L237 12L236 9H232V11L230 12ZM131 52H133V50H131ZM196 83H192V86H195ZM214 88H217L216 85L213 86ZM216 91V90H215ZM218 92V91H216ZM167 158H171L170 155L167 156ZM11 176V175H10ZM12 177V176H11ZM27 180H29L30 178L27 177L26 178ZM11 180H13V178H11ZM25 185L24 182H21L19 184L20 188H23ZM149 264H158V260L157 259H151ZM236 264H264V253H261V254H258V255H255L254 257H251L250 260H245V261H240Z\"/></svg>",
    "mask_w": 264,
    "mask_h": 264
}]
</instances>
